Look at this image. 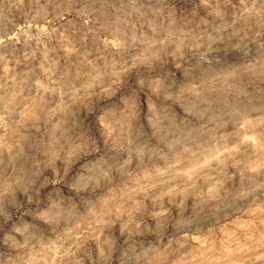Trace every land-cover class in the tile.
Listing matches in <instances>:
<instances>
[{
    "label": "rangeland",
    "instance_id": "rangeland-1",
    "mask_svg": "<svg viewBox=\"0 0 264 264\" xmlns=\"http://www.w3.org/2000/svg\"><path fill=\"white\" fill-rule=\"evenodd\" d=\"M0 264H264V0H0Z\"/></svg>",
    "mask_w": 264,
    "mask_h": 264
}]
</instances>
